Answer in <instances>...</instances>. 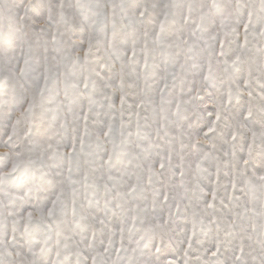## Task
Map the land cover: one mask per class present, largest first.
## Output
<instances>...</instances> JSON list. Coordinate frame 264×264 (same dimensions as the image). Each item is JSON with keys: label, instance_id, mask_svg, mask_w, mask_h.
Listing matches in <instances>:
<instances>
[{"label": "clouds", "instance_id": "obj_1", "mask_svg": "<svg viewBox=\"0 0 264 264\" xmlns=\"http://www.w3.org/2000/svg\"><path fill=\"white\" fill-rule=\"evenodd\" d=\"M0 264H264V0H0Z\"/></svg>", "mask_w": 264, "mask_h": 264}, {"label": "snow or ice", "instance_id": "obj_2", "mask_svg": "<svg viewBox=\"0 0 264 264\" xmlns=\"http://www.w3.org/2000/svg\"><path fill=\"white\" fill-rule=\"evenodd\" d=\"M31 215V214H30Z\"/></svg>", "mask_w": 264, "mask_h": 264}]
</instances>
